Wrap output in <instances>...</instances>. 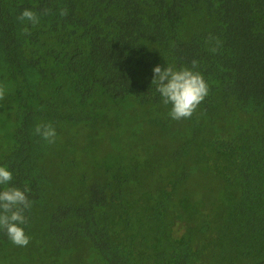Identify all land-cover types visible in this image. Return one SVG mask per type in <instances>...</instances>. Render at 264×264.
I'll return each mask as SVG.
<instances>
[{
  "label": "trees",
  "instance_id": "16d2710c",
  "mask_svg": "<svg viewBox=\"0 0 264 264\" xmlns=\"http://www.w3.org/2000/svg\"><path fill=\"white\" fill-rule=\"evenodd\" d=\"M25 8L41 14L35 27L18 19ZM193 60L210 93L174 120L153 69ZM0 84V166L34 201L30 243L0 230V252L264 264V0H0ZM49 122L54 144L35 134ZM196 174L220 184L214 228Z\"/></svg>",
  "mask_w": 264,
  "mask_h": 264
},
{
  "label": "clouds",
  "instance_id": "9594fccd",
  "mask_svg": "<svg viewBox=\"0 0 264 264\" xmlns=\"http://www.w3.org/2000/svg\"><path fill=\"white\" fill-rule=\"evenodd\" d=\"M51 14V9L45 8L42 15ZM59 15L66 17L68 10L60 9ZM41 14L30 8H25L18 19L21 22H28L33 27L40 23ZM26 35H31L28 27L24 28ZM209 51L218 53L223 42L214 36L206 40ZM199 67L197 60L192 61L191 67L176 68L167 65L162 68L154 67V78L152 85L156 86L164 105H171L169 115L174 120L190 119L199 109L201 103L210 93V85L203 74L196 70ZM6 86L0 84V101L6 97ZM35 134L40 136L48 144H54L57 132L51 122L40 123L35 127ZM13 172L7 166H0V230H3L11 243L18 247H26L31 237L26 233L25 226L29 223V216L34 201L29 198L31 188L26 184L23 189L11 186Z\"/></svg>",
  "mask_w": 264,
  "mask_h": 264
},
{
  "label": "rangeland",
  "instance_id": "374dc122",
  "mask_svg": "<svg viewBox=\"0 0 264 264\" xmlns=\"http://www.w3.org/2000/svg\"><path fill=\"white\" fill-rule=\"evenodd\" d=\"M174 138L178 137L174 135ZM140 141L141 139H138L134 143H139ZM200 175L196 174L192 181V189L195 193L194 197L199 200L198 208L202 215L210 223L211 227L214 228L213 221L217 210L215 203L222 201L220 184L217 180L210 181ZM11 249L12 247L9 246L0 252V264H4L5 261L8 264H100L93 257L89 256V252L83 248L75 251H58L55 256H50L48 252L39 253L36 250L31 251L28 247L15 250ZM52 249L54 248H47L48 251ZM11 253L13 255L9 256ZM67 258H70L69 263H65Z\"/></svg>",
  "mask_w": 264,
  "mask_h": 264
}]
</instances>
